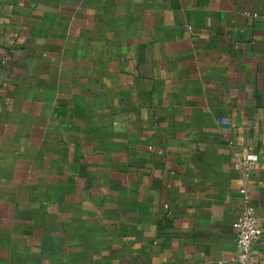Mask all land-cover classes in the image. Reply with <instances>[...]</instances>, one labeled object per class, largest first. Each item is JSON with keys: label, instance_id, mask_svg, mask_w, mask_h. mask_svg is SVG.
<instances>
[{"label": "crops", "instance_id": "crops-1", "mask_svg": "<svg viewBox=\"0 0 264 264\" xmlns=\"http://www.w3.org/2000/svg\"><path fill=\"white\" fill-rule=\"evenodd\" d=\"M246 195L264 0H0V264H237Z\"/></svg>", "mask_w": 264, "mask_h": 264}, {"label": "built area", "instance_id": "built-area-1", "mask_svg": "<svg viewBox=\"0 0 264 264\" xmlns=\"http://www.w3.org/2000/svg\"><path fill=\"white\" fill-rule=\"evenodd\" d=\"M252 165L253 161L248 157L235 162L236 169H244L251 167ZM233 227L236 232V263L257 264L255 259V250L260 245L264 237V232L248 195H246L243 199L241 212Z\"/></svg>", "mask_w": 264, "mask_h": 264}]
</instances>
